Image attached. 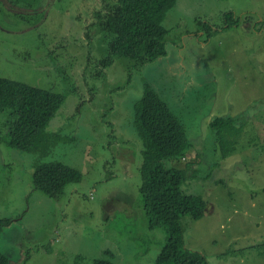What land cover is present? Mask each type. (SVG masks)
Instances as JSON below:
<instances>
[{"label": "rangeland", "instance_id": "obj_1", "mask_svg": "<svg viewBox=\"0 0 264 264\" xmlns=\"http://www.w3.org/2000/svg\"><path fill=\"white\" fill-rule=\"evenodd\" d=\"M7 1L0 76L66 96L47 127L62 142L42 161L83 177L49 198L33 190L35 156L0 145V223L21 215L30 228L18 240L14 231L1 238L10 264H74L79 256L85 264L155 263L166 236L143 209L134 126L146 81L190 142L184 159L165 164L191 166L183 189L208 204L202 219L183 220L186 247L208 264H264V0H177L165 20L170 75L160 71L168 59L138 70L115 57L103 67L109 52L98 13L114 0ZM230 13L240 23L227 28ZM229 117L242 133L224 157L210 124Z\"/></svg>", "mask_w": 264, "mask_h": 264}, {"label": "trees", "instance_id": "obj_2", "mask_svg": "<svg viewBox=\"0 0 264 264\" xmlns=\"http://www.w3.org/2000/svg\"><path fill=\"white\" fill-rule=\"evenodd\" d=\"M5 1L6 5L9 4ZM176 3L177 0H114L104 3L98 13V24L107 35L109 52L103 67H108L112 58L119 57L132 62L136 69L143 70L167 58L169 30L165 20ZM225 19L227 28L240 23V19L235 20L232 13L227 14ZM65 100L66 96L62 93L0 76V144L19 153L34 155L33 190L55 199L61 198L70 184L80 183L83 179L81 172L71 166L42 161L62 142L58 135L48 136L47 127ZM134 110V126L143 145L140 168L143 209L148 226L152 230H162L166 236L154 264H208L205 256L186 247L183 224L186 217L193 221L202 219L208 204L202 196L185 193L183 189L191 166L190 169H180L165 164L173 159L185 158L190 148L185 125L148 81ZM237 122L240 119L229 117L216 118L210 124L224 157L232 152L226 150L228 141L242 133V126H237ZM10 222L8 219L0 223V240ZM83 263L84 258L79 256L74 264ZM0 264H10L1 247ZM90 264L115 263L99 258Z\"/></svg>", "mask_w": 264, "mask_h": 264}, {"label": "flooded vegetation", "instance_id": "obj_3", "mask_svg": "<svg viewBox=\"0 0 264 264\" xmlns=\"http://www.w3.org/2000/svg\"><path fill=\"white\" fill-rule=\"evenodd\" d=\"M1 153L2 151L0 150V155H2ZM26 215H27V211L24 214V216L26 217ZM10 220H11L10 224L7 227H5L2 232V238L7 237L9 234H12L13 231L16 240H18L17 238H21L22 235L25 234V232L30 233L29 224L23 223V218L21 215L18 218L12 217ZM19 226H22V228H20Z\"/></svg>", "mask_w": 264, "mask_h": 264}, {"label": "crops", "instance_id": "obj_4", "mask_svg": "<svg viewBox=\"0 0 264 264\" xmlns=\"http://www.w3.org/2000/svg\"><path fill=\"white\" fill-rule=\"evenodd\" d=\"M165 59H168L167 61H163L162 63H161V65H162V67H160V71H164V72H166L168 75H170V71H169V67H168V64H173V60H169V55H168V57L167 58H165ZM176 60V59H175ZM178 61V60H177ZM19 255V254H18Z\"/></svg>", "mask_w": 264, "mask_h": 264}]
</instances>
